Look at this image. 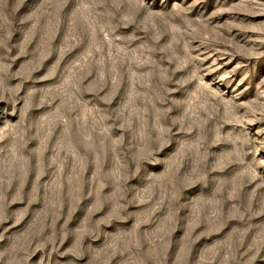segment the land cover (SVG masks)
I'll return each mask as SVG.
<instances>
[{"label": "rangeland", "instance_id": "obj_1", "mask_svg": "<svg viewBox=\"0 0 264 264\" xmlns=\"http://www.w3.org/2000/svg\"><path fill=\"white\" fill-rule=\"evenodd\" d=\"M0 264H264V0H0Z\"/></svg>", "mask_w": 264, "mask_h": 264}]
</instances>
